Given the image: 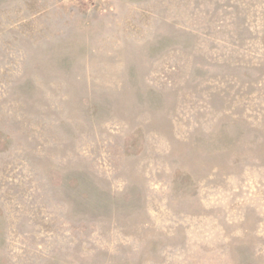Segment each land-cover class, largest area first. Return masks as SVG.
<instances>
[{
	"label": "rangeland",
	"instance_id": "obj_1",
	"mask_svg": "<svg viewBox=\"0 0 264 264\" xmlns=\"http://www.w3.org/2000/svg\"><path fill=\"white\" fill-rule=\"evenodd\" d=\"M0 264H264V0H0Z\"/></svg>",
	"mask_w": 264,
	"mask_h": 264
}]
</instances>
